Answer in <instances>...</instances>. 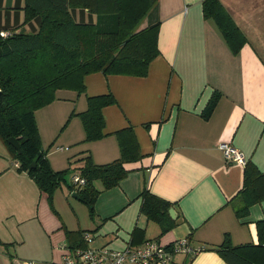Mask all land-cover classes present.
<instances>
[{
  "label": "crops",
  "instance_id": "1",
  "mask_svg": "<svg viewBox=\"0 0 264 264\" xmlns=\"http://www.w3.org/2000/svg\"><path fill=\"white\" fill-rule=\"evenodd\" d=\"M218 2L245 38L237 53L204 18L203 0H158L152 22H159L158 55L145 77L93 73L84 77L75 109L61 104L60 95L35 112L41 150L54 172L69 170L72 163L80 170L87 156L95 165L117 160L114 133L133 129L141 159L125 164L126 176L109 190L94 181L100 193L91 207L68 188L79 172L49 202L26 173L17 171L0 141V264H59L71 251L69 233L90 234L89 243L81 241L91 249L122 251L148 241L169 247L182 239L201 249L192 257L175 256L171 264H227L218 253L223 246L243 255L258 244L264 199L245 216L237 212L244 207L245 165L264 177V0ZM105 94L116 103L102 110L104 136L69 150L83 139L78 115L85 112L87 97ZM69 112L74 116L64 133L72 127L73 140H58L66 148L49 145L46 138ZM221 142L241 152L245 164H226ZM144 190L171 204V230L161 233L141 212Z\"/></svg>",
  "mask_w": 264,
  "mask_h": 264
},
{
  "label": "trees",
  "instance_id": "2",
  "mask_svg": "<svg viewBox=\"0 0 264 264\" xmlns=\"http://www.w3.org/2000/svg\"><path fill=\"white\" fill-rule=\"evenodd\" d=\"M157 1L5 0L2 7L0 0V141L18 163L17 171L26 173L49 202L56 189L66 184L69 171L51 169L41 150L35 112L54 101L56 90L83 93L84 77L93 73L145 77L149 63L158 55L159 22L148 20ZM202 9L204 18L216 24L230 50L237 53L245 38L218 0H203ZM1 33L8 35L2 37ZM115 103L111 94L87 97L86 110L78 115L85 141L104 136L102 110ZM114 136L119 158L106 165H95L90 156L83 158L79 177L85 184L68 185L89 207L100 193L93 187L94 181H100L103 190H109L126 176L124 165L142 157L131 127L115 132ZM9 138L17 140L19 154L7 144ZM241 194L244 207L237 212L238 216H245L250 206L264 199V177L249 164L244 168ZM139 197L141 212L161 228V233L175 226L169 217L170 203L148 190ZM256 232L258 244L248 247V252L241 251L243 255L227 246L218 253L227 264H264V221L256 223ZM82 234H68L69 249L85 248Z\"/></svg>",
  "mask_w": 264,
  "mask_h": 264
},
{
  "label": "built area",
  "instance_id": "3",
  "mask_svg": "<svg viewBox=\"0 0 264 264\" xmlns=\"http://www.w3.org/2000/svg\"><path fill=\"white\" fill-rule=\"evenodd\" d=\"M7 35L6 33H1L2 37ZM218 149L226 164H245L243 154L230 144L221 142L218 144ZM58 150L61 151L62 149ZM14 166L18 168L19 165L15 163ZM71 181L74 186H83L85 184L84 179L78 176H73ZM90 238V234H82V239L85 243H89ZM200 251L201 249L199 248H192L186 239L176 241L169 247H163L155 241H148L142 247L127 245L122 251H113L107 248H76L64 256L59 264H171L175 256L192 257ZM19 264L33 263L20 262Z\"/></svg>",
  "mask_w": 264,
  "mask_h": 264
},
{
  "label": "rangeland",
  "instance_id": "4",
  "mask_svg": "<svg viewBox=\"0 0 264 264\" xmlns=\"http://www.w3.org/2000/svg\"><path fill=\"white\" fill-rule=\"evenodd\" d=\"M155 14H156V10H155V6H154L152 8V10L150 11V15L148 17V20H149L150 23L154 22ZM13 26L15 27V25H13ZM59 92H62V93L59 94ZM60 95H62V96L65 97V100H60L61 104H65L66 106H70L71 107V110L70 111H72L73 109H75L74 107L79 106V103L76 102V99H77V96L78 95H81V93H78V91H76L74 89L56 90V92H55V98L56 99H59ZM81 98H83V97H81ZM70 113L71 112H69L67 118L65 119V122H63L60 125V127L58 129H56V131H54L52 134H50V136L48 138H46V140L49 141V143H48L49 145L51 143H54V144L56 143L55 145H57V146H63L64 148H66V145L65 144H62V143H58V140H64L66 142H70V141L73 140V139H71L72 138V135L70 133L72 127L69 128L68 131L64 133V131L68 128L67 125L70 123V119L72 118V114L70 115ZM88 143H91V142L85 141V133L83 132V139H82V141L81 142H77L74 145L70 146L69 150H75L76 148H79V147H81V146H83L85 144H88ZM71 165L72 166H71V168H69L68 174L65 176L66 184L67 185H68V183L70 184L69 178L71 177V174H74V173H78L79 172L78 169L73 168L74 167V163H72ZM27 248H24V251H28Z\"/></svg>",
  "mask_w": 264,
  "mask_h": 264
},
{
  "label": "water",
  "instance_id": "5",
  "mask_svg": "<svg viewBox=\"0 0 264 264\" xmlns=\"http://www.w3.org/2000/svg\"><path fill=\"white\" fill-rule=\"evenodd\" d=\"M7 144L10 145L11 147H13L17 152L18 154L20 153V148H19V144L17 142V140H15L14 138H9L7 140ZM31 168L33 167V165L30 166ZM170 215L173 216V211H169Z\"/></svg>",
  "mask_w": 264,
  "mask_h": 264
}]
</instances>
